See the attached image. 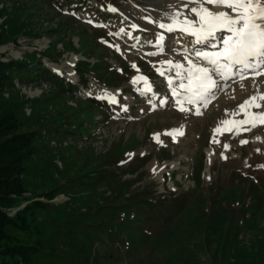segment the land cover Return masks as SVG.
Segmentation results:
<instances>
[{"label":"rangeland","instance_id":"1","mask_svg":"<svg viewBox=\"0 0 264 264\" xmlns=\"http://www.w3.org/2000/svg\"><path fill=\"white\" fill-rule=\"evenodd\" d=\"M104 3L0 0V31L15 28L9 29L8 40L0 45L1 61L33 54L62 84L77 82L74 67L81 61L89 71L81 76L84 85L69 89L68 94H56L49 80L24 84L12 80L10 89L0 92V111L23 104V116L16 115L22 123L19 131L53 133L43 134L34 160L25 163L29 167L20 178L26 190L22 197L28 200L4 211L12 215L30 201H45L37 196L56 188L65 175L80 185L83 172L89 180L77 190L88 199L68 208L75 207V217L80 211L88 213V219L94 220L95 215L104 220L98 223L97 229L103 231L98 240L80 243V233L72 232L75 249L71 245L68 249L82 264H264V125H244L237 133L235 123L244 119L239 105L264 91L255 92L239 82L231 89H218L207 107L185 104L188 111H180L176 97L166 89L168 78L175 80V72L163 63L184 55L173 53L171 32L158 25L170 23L166 17L177 10L190 16L192 4L187 0H111L103 12ZM131 24L141 30L133 31ZM77 33L87 43L84 54L63 49L66 43L73 50L79 47ZM160 35L165 39L157 53ZM50 46L53 58L42 57ZM140 76L152 83L153 94L144 95L140 83H133ZM104 92L113 95L116 103L96 100ZM50 95L52 102L41 106ZM157 100L162 101L160 107ZM259 103L261 108L250 111L264 112V101ZM82 111L84 118H78L76 113ZM225 119L233 123L222 125ZM56 120L62 122L60 131H74L76 136L58 140ZM216 127L220 133L214 131ZM229 127L232 131L225 130ZM245 140L248 143L242 144ZM140 192L146 195V203ZM78 195L59 191L51 200L57 201L48 203ZM154 202L158 207H150ZM220 207L227 210L222 214L225 219L211 214L219 213ZM179 208L185 209L177 215ZM207 210L209 216H201ZM125 215L129 219L138 215L140 223L123 222ZM169 219L174 223L165 229ZM124 228L131 233L127 235ZM49 261L41 259L37 264H55Z\"/></svg>","mask_w":264,"mask_h":264},{"label":"trees","instance_id":"2","mask_svg":"<svg viewBox=\"0 0 264 264\" xmlns=\"http://www.w3.org/2000/svg\"><path fill=\"white\" fill-rule=\"evenodd\" d=\"M105 1L106 3L111 2V0ZM9 29L11 32L15 28L14 26H11L8 28V32L6 30L5 32L4 30L0 31V45L8 40L10 36ZM74 29L77 32L78 30L79 32H82L76 27H74ZM77 36H79L77 39L79 47L77 49L73 50L68 43L64 45L63 49H68L69 51L74 52L78 51L79 53L84 51V46L87 45V43L86 41H82L80 33H77ZM82 37L85 38V36ZM51 50L53 49L50 46V53L46 49L44 53H41V56L53 58L52 54L54 53H51ZM82 54L84 53L82 52ZM6 60L7 61L0 60V92L6 88L10 89L12 80L17 81L19 84H24L29 81L49 80L51 85L54 86V92L56 91V94L63 92H67L68 94V89L72 87L68 84H62L61 79L55 77V75H52L46 69L42 68L38 63L39 60L35 59L33 54H26L19 59ZM99 62L101 63V61H98L96 64ZM74 70L77 74L76 76L79 78L80 83H82V74L89 72L86 70V63L82 61L79 62L75 65ZM94 70H97L98 73L101 71L98 69ZM50 98L51 95L47 96L46 98L44 97V103H42L41 106H43L45 103L52 102ZM34 100L36 101V99H33L32 101ZM32 101H29V104H31ZM81 103H85L87 106L90 105V102L87 101H80L78 104ZM16 105V109L12 107L10 110L4 109L0 111V264H37L41 259H45L46 261L50 262V258L53 263L55 261V264H59L56 259L62 260L65 264H82L83 262H79L78 259L75 260V258H73L74 255H72V251L68 249V246L71 245L72 247L74 243V240L72 239V232L75 231V234H77L76 231H78L80 233L77 235L80 243L88 242L91 238L98 240L99 238L97 235L101 231L97 229L99 225L98 223H100L101 220H104L95 215H93L94 220L88 219V213H80V211H77L79 214H76L78 216L75 217V207L68 208V204H73V202L88 199L86 196L78 195L77 190V187L87 185L89 180L87 175H85L83 172L79 175L80 185L76 186L71 182L69 176L65 175L66 178L62 179L64 181L60 183V185H57L56 188H50L47 191L41 193L40 196H37L44 198L45 201H30L22 208L14 211L12 215H8L7 212L4 211L8 208L17 207L28 200V198L22 197V194H25L26 190L24 189L25 185L20 178L21 176H24L26 173L25 169L29 167L25 166V163L26 161L31 162L34 160L33 156H35V152L38 150V147H36L37 141L41 140L43 134H46V136L48 135L47 133H49L50 136L53 134L52 131H46L43 134H40V130L19 131L18 129L22 123L16 115L20 114V107L23 104L21 103ZM76 110L77 109H74V111ZM20 115L23 116L22 114ZM76 115H78V118H84L85 116L83 111L82 113L80 112V114L76 113ZM72 116L74 117L75 115ZM38 117L40 116L38 115L35 119L37 120ZM23 119L26 118L23 117ZM61 124L62 122L60 123V121L56 120V130ZM56 134L59 140L64 135H67L72 139L77 133L73 131L69 134L66 131L63 132L59 130ZM31 167H33V165H31ZM59 191L69 192L70 194H76L78 196H72L69 198V200L62 203H48V201L53 199L54 194ZM137 194L140 195L142 192ZM142 195L143 197L141 198V201L146 203V195ZM158 205L159 203L154 202L152 205H150V207H158ZM202 208L204 209L205 206ZM179 209L180 211L177 215L184 211L185 208ZM218 210L219 213L216 212L215 214L213 212L211 214H214V216L217 218L219 217L225 219L222 214L227 210H225L224 207H220ZM202 212H208V214L203 215L200 213L201 216H209L208 210L206 212ZM133 214H135V212H133ZM35 216H37V219L34 218ZM174 219H169L168 222L163 225V227L166 229L168 226L172 225L174 223ZM139 221L140 219L138 215H133V217L130 219L125 215L123 220V222L134 224L140 223ZM122 231H124L127 235L131 233L130 229L128 230L126 228L122 229ZM200 231L202 230L200 229ZM63 245L67 247L66 250H61ZM72 248L73 250L75 249L74 246Z\"/></svg>","mask_w":264,"mask_h":264},{"label":"snow or ice","instance_id":"3","mask_svg":"<svg viewBox=\"0 0 264 264\" xmlns=\"http://www.w3.org/2000/svg\"><path fill=\"white\" fill-rule=\"evenodd\" d=\"M188 3L194 5L188 9L190 16L177 10L166 17L170 23H160L158 26L169 33L178 29L194 37L195 44H207L215 51L195 50V61L185 57L188 60L187 67L166 61L168 70H175V80L169 77L167 82L180 111H188L185 104L207 107L215 95L214 89L222 87L214 77L225 81L232 78L242 81L248 75L264 76V0H188ZM208 5L213 6V9L226 10L217 12ZM164 39L163 35L158 36L156 46L161 47ZM158 71L161 76L165 75L163 70ZM139 81H144L145 91H151L145 77L140 76L133 83ZM97 99L116 103L115 97L107 92ZM259 101H264V94L253 95L239 105V113L244 115V119L235 122L237 133L244 125H251L253 128L257 126V122L264 125V112L250 111L253 107L261 108ZM231 123L233 122L228 119L221 121L225 126ZM225 130L232 131V128ZM214 131L220 133L221 128L216 127ZM177 134L183 135L182 132ZM213 142L219 143L215 138ZM241 143L246 144L248 141ZM223 147L227 150L229 145L225 144ZM221 156L223 157L222 153Z\"/></svg>","mask_w":264,"mask_h":264},{"label":"bare ground","instance_id":"4","mask_svg":"<svg viewBox=\"0 0 264 264\" xmlns=\"http://www.w3.org/2000/svg\"><path fill=\"white\" fill-rule=\"evenodd\" d=\"M213 10H218V9L214 8ZM175 37H176V40L180 41L181 43H187V45H186V47H187L186 50L187 51L186 52L190 55L191 58L196 60V58L193 55V53L197 49H199V50L202 49L203 48V44H195L194 40H191L190 38L186 37L185 35L179 33V31L177 33H175ZM250 80H253V79H251V78L247 79L246 78V81H248V83H250ZM255 80H257V79H255ZM255 80L253 82H251V83L252 84L256 83V87L260 88V89H262L264 91V76H260V78H259V80L257 82H255Z\"/></svg>","mask_w":264,"mask_h":264},{"label":"water","instance_id":"5","mask_svg":"<svg viewBox=\"0 0 264 264\" xmlns=\"http://www.w3.org/2000/svg\"><path fill=\"white\" fill-rule=\"evenodd\" d=\"M57 200H55V201H50V203H53V202H56Z\"/></svg>","mask_w":264,"mask_h":264}]
</instances>
